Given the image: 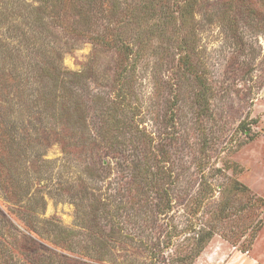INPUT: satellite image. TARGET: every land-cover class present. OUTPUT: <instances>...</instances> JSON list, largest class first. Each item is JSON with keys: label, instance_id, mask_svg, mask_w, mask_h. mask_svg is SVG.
Listing matches in <instances>:
<instances>
[{"label": "rangeland", "instance_id": "obj_1", "mask_svg": "<svg viewBox=\"0 0 264 264\" xmlns=\"http://www.w3.org/2000/svg\"><path fill=\"white\" fill-rule=\"evenodd\" d=\"M0 11V264L33 246L56 259L43 264H264V0H5ZM22 65L46 74L45 122L40 96L9 71ZM58 71L78 80L63 87ZM116 107L133 131L117 129ZM26 185L46 195L37 222ZM119 198L130 202L116 209ZM50 221L74 230L68 243L56 225L44 236Z\"/></svg>", "mask_w": 264, "mask_h": 264}, {"label": "trees", "instance_id": "obj_2", "mask_svg": "<svg viewBox=\"0 0 264 264\" xmlns=\"http://www.w3.org/2000/svg\"><path fill=\"white\" fill-rule=\"evenodd\" d=\"M2 1H5V0H0V2H2ZM44 2H47V0H44ZM150 8L154 9L152 7V5L150 6ZM185 8H187V9L193 8L192 3L190 1H188ZM0 17H1V11H0ZM7 46H8V44H7ZM7 46H6V44L3 43V47L6 48ZM23 67H25V65H22L20 68L10 69L9 71L11 72V74L14 75V78L17 79V85L20 89L23 88L24 92H26V91L30 92L29 96L30 95L31 96H33V95L40 96V97H38V104H36L37 116L40 119V122H45V119L47 118V114L50 111L49 109H47L50 106V101H49L50 98L47 97V99H46V97L44 95H39V93L40 92H47V88H48V86H50V84L47 81L45 73L37 72V70H36V73H38V76H36L35 72L33 74L34 69H32L31 67L28 66L29 68L25 67L26 70H23L22 69ZM60 70H62V69H60ZM61 72L58 71V73L55 76V80L57 82H59ZM63 72H62V74H63ZM67 75L70 76L71 80H67L66 79L67 76L64 75L63 80H62V82H64V84L61 82L63 87H66V84L68 83V81L71 83H76V81L78 80V73H76V72L75 73H69ZM31 78H33V79H31ZM55 80L53 78V86L58 84V83H56ZM43 103H44V105L46 104V107H44V108H43ZM74 103H77V102L74 101ZM121 104H122V102H121ZM75 109H78V105L75 106ZM117 109H119V107H116L114 109V114L112 116V120L115 123V125L117 126V129L121 133H122L123 129H124V131H128V132L133 131L134 126H133L132 122L129 121V119L126 116L123 117L122 119L119 118L120 115H118L116 113ZM123 135H124V132H123ZM98 136L102 139V142L103 141L105 142L104 144H106L105 146H107V147L116 146L118 143L123 141V140L117 139L116 135H112L109 138H107L106 136H102L101 134H98ZM122 144L125 145L126 143L122 142ZM26 149H29V143L27 144ZM45 155H46V150L39 153V160L43 163L42 166L46 165L48 163H51L50 160L45 159ZM131 162L132 161H130L128 164H126L124 168H125L126 176L131 177L133 179L135 176V167H133V166H135V165H133V163H131ZM45 179L46 178H43V180H42V178L40 177V179H38V183L43 182ZM21 190L22 191L18 192V195H21V200L24 199V197H26V203H27L26 204V209H27L26 215L28 216L30 222L33 220H34L33 222H37L40 219L42 220L41 216L44 213L43 212V209H44L43 204L46 202V198H45L46 195L41 194V195H38L36 197H33V193H30L29 186H27V185L22 187ZM128 202H130V200L128 198L125 200H123L122 198H119V200H117L118 205L116 204V209H123L124 207L122 208V205H125V203H128ZM31 203L33 205H31ZM80 208H82V207L80 206ZM26 222H27V220H26ZM49 224H51L50 230L49 229L45 230L44 236L45 235L48 236L51 232L54 233L53 231H55V229L52 227V225L53 226L56 225L57 226L56 227L57 233L59 234L60 237L62 236V239H63L62 243H68L69 236L67 234H71V233L73 234L74 230L62 228L58 225V223L56 224V223L51 222V221L49 222ZM35 225L36 224L32 225L33 229L36 227ZM38 234H39V232H38ZM209 236L210 235L206 236L207 238H204V236L200 237L198 242L203 243L205 240H207L209 238ZM95 239H97V238H95ZM3 241L6 243V245H10L12 247V249L14 250V246H15L14 243H11V241H9L8 239H3ZM25 241L26 242H34V238L30 237L27 234L25 236ZM92 247H94V249L92 248L93 250H95V251L97 250V249H95V245ZM33 248H35V250L33 251L34 256L31 254H30V256H26V254L23 253V255H22L23 257L20 256L19 258H17L21 262V264H30V263L31 264H38V263L43 264V263L47 262V259L53 261L54 263L56 262L55 261L56 259L54 258V256H53V258H52V256L48 257V254L45 252V250L43 248H39L36 246H33ZM11 257H13V254H11ZM30 261H32V262H30Z\"/></svg>", "mask_w": 264, "mask_h": 264}]
</instances>
